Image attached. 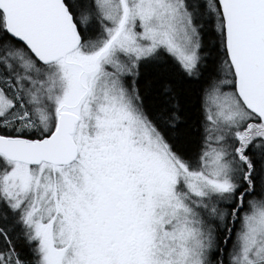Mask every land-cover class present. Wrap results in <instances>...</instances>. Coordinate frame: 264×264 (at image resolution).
<instances>
[{"label":"snow or ice","instance_id":"snow-or-ice-1","mask_svg":"<svg viewBox=\"0 0 264 264\" xmlns=\"http://www.w3.org/2000/svg\"><path fill=\"white\" fill-rule=\"evenodd\" d=\"M0 264H264V0H0Z\"/></svg>","mask_w":264,"mask_h":264}]
</instances>
